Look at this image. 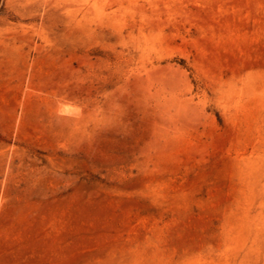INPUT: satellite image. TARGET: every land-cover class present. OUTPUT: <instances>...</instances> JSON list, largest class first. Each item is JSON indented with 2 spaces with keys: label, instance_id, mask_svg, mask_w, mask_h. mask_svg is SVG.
Wrapping results in <instances>:
<instances>
[{
  "label": "rangeland",
  "instance_id": "rangeland-1",
  "mask_svg": "<svg viewBox=\"0 0 264 264\" xmlns=\"http://www.w3.org/2000/svg\"><path fill=\"white\" fill-rule=\"evenodd\" d=\"M0 264H264V0H0Z\"/></svg>",
  "mask_w": 264,
  "mask_h": 264
}]
</instances>
